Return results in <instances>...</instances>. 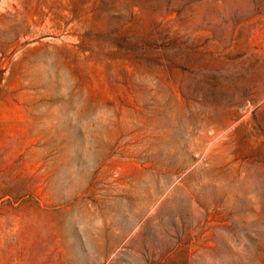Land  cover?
Instances as JSON below:
<instances>
[{
	"label": "rangeland",
	"instance_id": "374dc122",
	"mask_svg": "<svg viewBox=\"0 0 264 264\" xmlns=\"http://www.w3.org/2000/svg\"><path fill=\"white\" fill-rule=\"evenodd\" d=\"M0 264H264V0H0Z\"/></svg>",
	"mask_w": 264,
	"mask_h": 264
}]
</instances>
